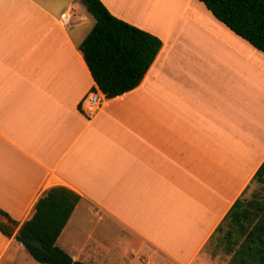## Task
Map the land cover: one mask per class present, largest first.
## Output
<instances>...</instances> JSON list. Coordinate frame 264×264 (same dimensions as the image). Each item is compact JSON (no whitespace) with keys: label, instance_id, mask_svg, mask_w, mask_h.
I'll list each match as a JSON object with an SVG mask.
<instances>
[{"label":"crops","instance_id":"1","mask_svg":"<svg viewBox=\"0 0 264 264\" xmlns=\"http://www.w3.org/2000/svg\"><path fill=\"white\" fill-rule=\"evenodd\" d=\"M100 1L163 48L138 88L91 114L85 1L0 0V210L17 234L64 187L82 198L57 241L75 262L216 264L205 251L264 164V53L200 0H158L154 22ZM33 260L0 232V264Z\"/></svg>","mask_w":264,"mask_h":264},{"label":"trees","instance_id":"2","mask_svg":"<svg viewBox=\"0 0 264 264\" xmlns=\"http://www.w3.org/2000/svg\"><path fill=\"white\" fill-rule=\"evenodd\" d=\"M216 19L254 48L264 53V0H200ZM96 25L80 46L97 88L114 99L138 88L152 67L163 42L156 36L115 17L100 0H85ZM85 104L82 103L81 107ZM264 188V164L255 175ZM82 198L75 192L54 187L35 207L33 218L20 224L0 210L8 223L0 232L21 243L39 264H83L75 262L57 246ZM218 238L227 264H264V199L240 198L230 210L214 238Z\"/></svg>","mask_w":264,"mask_h":264},{"label":"rangeland","instance_id":"3","mask_svg":"<svg viewBox=\"0 0 264 264\" xmlns=\"http://www.w3.org/2000/svg\"><path fill=\"white\" fill-rule=\"evenodd\" d=\"M130 1V0H129ZM135 1L136 0H133L132 2L133 3H135ZM138 1H140V3H141V5H140V9H144L143 11L142 10H139L138 8L136 9L135 7H137V6H139V3H138ZM138 1H136V3H138V5H136V3H135V7H134V5L132 6V8L130 7L131 6V2H130V5H129V10L131 9H136V11H133V12H135V13H137V11L139 10V13H137L140 17L142 16V18H146V19H150V20H152L153 22L157 19V15H156V12L154 11V8H153V6L155 5V3L158 1V0H154L155 1V3H152L153 5L151 6L152 8H150V9H152L151 10V12H153V14H154V18H152L151 16H147L146 14H145V7H146V5L147 4H145V0H138ZM132 3V4H133ZM148 3V2H147ZM151 3H148V6L147 7H149L150 5H151ZM145 6V7H141V6ZM146 7V8H147ZM128 8V7H127ZM140 11H142V12H140ZM143 12H144V14H143ZM142 14V15H141ZM93 17V16H92ZM93 21H94V26L96 25V20H95V18L93 17ZM94 28V27H93ZM254 195H257L258 197H261L262 199H264V188L261 186V185H258V184H256V183H254L251 187H250V189L247 191V193H246V195L244 196V198L245 199H247V200H251L253 197H254ZM77 218L76 219H78V218H80L81 217V212L76 216ZM93 227H96L98 230H99V224L98 223H93L92 224V228ZM91 230L92 229H90V232H91ZM85 234L87 233V232H89V230H87L86 228H85ZM96 232H97V230H96ZM76 241L74 242L75 244L72 246L74 249H75V251H79V250H81V248H82V244H84L87 240H86V238H85V236H84V234L81 232L80 233V235L78 236V237H76ZM218 239H219V237L217 238H215L214 239V241L212 242V244L206 249V251H205V253H206V255H207V257L211 260V261H215L216 260V264H227L228 262H229V260H230V257H228V256H226L225 254H224V251H223V249L221 248V246H220V243H219V241H218ZM62 247V246H61ZM62 248H64V247H62ZM63 250H65V249H63ZM68 250V251H67ZM70 256H72V253H71V250L70 249H66L65 250ZM34 261V260H33ZM138 260H136V262H137ZM36 263V262H35ZM139 263V262H138ZM36 264H38V263H36Z\"/></svg>","mask_w":264,"mask_h":264},{"label":"built area","instance_id":"4","mask_svg":"<svg viewBox=\"0 0 264 264\" xmlns=\"http://www.w3.org/2000/svg\"><path fill=\"white\" fill-rule=\"evenodd\" d=\"M62 23L67 25L70 23L69 18L63 16ZM105 95L100 90H92L85 100V104L87 105V110L91 112V114H95L99 111L103 103L105 101Z\"/></svg>","mask_w":264,"mask_h":264},{"label":"bare ground","instance_id":"5","mask_svg":"<svg viewBox=\"0 0 264 264\" xmlns=\"http://www.w3.org/2000/svg\"><path fill=\"white\" fill-rule=\"evenodd\" d=\"M128 1H129V0H128ZM128 1H127V0H125V1L122 0L123 5H124V4L126 5L124 10H126L127 7H128L127 12H128V10H129L130 2H131V6H130L131 8H132L133 5H134V7H135V6L138 5V3H139V6H137V7H135V8L137 9V8L139 7L138 9H139V10H142V9H140V5H141L140 1L136 0V1H138V3H136V1H135L136 5H135V3L132 2L133 0H130L129 2H128ZM141 1H142V0H141ZM148 1H149V0H145V4H147L146 7L148 6V3H147ZM152 1H153V0H152ZM126 3H127V4H126ZM132 3H133V4H132ZM150 3H151V2H150ZM152 3H155V1H153ZM152 3H151V6L153 5ZM158 3H159V2H158ZM155 5H156V4H155ZM151 6H149V8H151ZM141 7H145V6L143 5V6H141ZM146 7H145V8H146ZM157 7H158V6H157ZM149 8H146V9H149ZM153 8H154V7H153ZM136 9H132V10H133V11H136ZM146 9H145V11H146ZM130 10H131V9H130ZM132 10L129 11L130 14H131ZM139 10L137 11V13H139ZM143 10H144V9H143ZM143 10H142V11H143ZM151 10H152V9H150L149 11L147 10V11H148V13L150 12L151 15L149 14V16L152 17V14H153V13L151 12ZM142 11H140V12H142ZM145 11H144V12H145ZM152 11H153V10H152ZM154 11H155V10H154ZM144 12H143V14H144ZM137 13H136V14H137ZM145 13H147V12H145ZM132 15H134V13H133ZM137 15H138V14H137ZM137 15H136V16H137ZM141 15H142V14H141ZM144 15H145V14H144ZM146 15H147V14H146ZM153 15H154V14H153ZM138 16H139V15H138ZM147 16H148V15H147ZM141 17H142V16H141ZM153 17H154V16H153Z\"/></svg>","mask_w":264,"mask_h":264},{"label":"water","instance_id":"6","mask_svg":"<svg viewBox=\"0 0 264 264\" xmlns=\"http://www.w3.org/2000/svg\"><path fill=\"white\" fill-rule=\"evenodd\" d=\"M85 1V0H84Z\"/></svg>","mask_w":264,"mask_h":264}]
</instances>
